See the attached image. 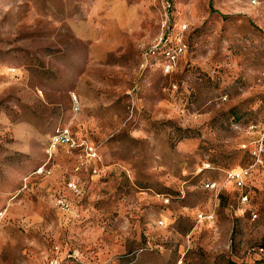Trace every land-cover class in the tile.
I'll return each mask as SVG.
<instances>
[{"label": "rangeland", "instance_id": "374dc122", "mask_svg": "<svg viewBox=\"0 0 264 264\" xmlns=\"http://www.w3.org/2000/svg\"><path fill=\"white\" fill-rule=\"evenodd\" d=\"M256 1L0 0V264H264V153L225 181L264 144ZM58 126L97 157L49 155Z\"/></svg>", "mask_w": 264, "mask_h": 264}, {"label": "built area", "instance_id": "2783aa9c", "mask_svg": "<svg viewBox=\"0 0 264 264\" xmlns=\"http://www.w3.org/2000/svg\"><path fill=\"white\" fill-rule=\"evenodd\" d=\"M253 2H257L256 0H253ZM170 2L166 3V7H170ZM184 45L181 43V41L177 42L173 46H169L167 44V41L161 37L157 44L153 46L150 49V53H154L156 50L160 49L161 54L163 57L162 62V69L165 73H169L174 69V66L178 60L179 55L183 51ZM256 125L251 124L249 126L250 130L252 131L255 128ZM58 146L66 147L69 150H79L82 151L86 159L93 160L97 157V153L95 150V147L88 141L84 139H78L71 129L68 126H58L56 127L49 135L48 142L46 146V152L51 155L53 150L56 149ZM243 148L247 147V144L242 145ZM264 153V144H263V137L260 135V137L257 138V141L255 142V145L253 146V150L251 151V154L253 155L254 161L252 164L239 168V169H232L226 171L225 174V181H231L234 183V185L237 188H243L246 179L251 174V171L256 165H262L263 166V158L262 154ZM214 166L208 162L204 161L201 163V165L197 168L198 171H201L203 169H211ZM93 171H96L93 169ZM69 186L73 189L76 188L75 183H69ZM223 187L222 183H219L216 180H208L203 183V188L205 190H209L214 193V196L217 197L220 194V191ZM247 199L246 195H241V200L245 201ZM168 199L165 198V202H167ZM55 203L57 206H59L63 210H69L70 209V203L68 200H66L63 197H57L55 199ZM196 220L198 222H213L214 220V213L209 212H198L196 214Z\"/></svg>", "mask_w": 264, "mask_h": 264}, {"label": "crops", "instance_id": "0c3cea01", "mask_svg": "<svg viewBox=\"0 0 264 264\" xmlns=\"http://www.w3.org/2000/svg\"><path fill=\"white\" fill-rule=\"evenodd\" d=\"M55 150V149H54Z\"/></svg>", "mask_w": 264, "mask_h": 264}]
</instances>
